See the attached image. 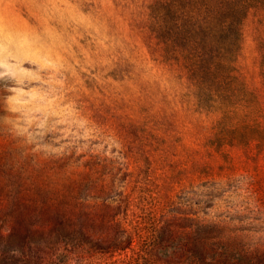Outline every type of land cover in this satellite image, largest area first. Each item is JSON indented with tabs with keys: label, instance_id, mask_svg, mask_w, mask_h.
<instances>
[{
	"label": "rangeland",
	"instance_id": "374dc122",
	"mask_svg": "<svg viewBox=\"0 0 264 264\" xmlns=\"http://www.w3.org/2000/svg\"><path fill=\"white\" fill-rule=\"evenodd\" d=\"M160 12L155 0H0V202L9 191L24 193L40 171L65 156L92 154L96 170L125 168L144 139L126 116L156 119L170 133L151 140V152L176 158L167 170L174 182L194 184L178 201H193L200 214L177 227L203 229L222 253L217 264H230L225 251L231 264H264V152L256 142L215 150L218 111L185 112L172 101L185 92L191 101L193 89L178 84L169 58L179 56L177 48L185 54L191 41L199 46L203 37L174 36L171 13L165 30L157 31ZM240 47L234 74L264 106V4L245 19ZM210 86L219 92L211 76L194 91L205 92V109ZM164 100L165 109L154 113ZM176 113L182 120L177 132L168 128ZM190 152L193 160L209 158L212 169L194 165Z\"/></svg>",
	"mask_w": 264,
	"mask_h": 264
},
{
	"label": "trees",
	"instance_id": "16d2710c",
	"mask_svg": "<svg viewBox=\"0 0 264 264\" xmlns=\"http://www.w3.org/2000/svg\"><path fill=\"white\" fill-rule=\"evenodd\" d=\"M155 2L162 11L157 15V31L165 30L164 18L171 13L175 16L174 36L185 35L190 40L203 37L199 46H195L196 40L191 41L183 50L188 49L185 54L177 48L174 53L179 56L169 58L178 84L187 83V88L193 89L191 101L184 100L189 92L181 96L175 93L172 101L180 102V110L185 112L193 109L202 114L208 110L210 115L218 111L212 130L221 143L215 150L230 145L251 147L256 142L258 150L264 152V106L234 74L244 21L253 9L262 8L264 0ZM196 70L199 73L194 74ZM227 70L232 75L224 74ZM208 76L220 89L216 92L210 86L211 104L205 109V92L194 91ZM165 104L166 100L154 113L164 110ZM237 114L240 120H234ZM135 117L126 116L127 124L142 131L144 139L140 150L127 157L125 168L96 170L90 165L92 154L69 155L59 159L55 167L40 171L24 193L9 191L7 200L0 202V264H217L222 253L215 242L205 239L203 229L195 233L177 227L184 219H199L200 214L193 201H178L180 194L194 189V184L174 182L167 170L176 158L151 152V140L162 131L170 133L165 123ZM168 125L170 131L181 128L177 113ZM238 134L251 136L240 138ZM170 137L178 139L175 134ZM188 157L192 158L191 152ZM208 159L197 157L193 163L211 170ZM225 252L224 259L231 264V252Z\"/></svg>",
	"mask_w": 264,
	"mask_h": 264
}]
</instances>
